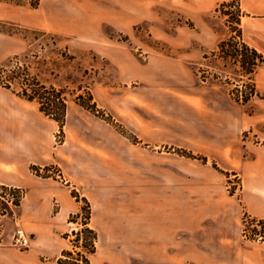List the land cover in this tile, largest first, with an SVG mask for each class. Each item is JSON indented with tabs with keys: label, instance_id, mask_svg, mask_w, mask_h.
I'll use <instances>...</instances> for the list:
<instances>
[{
	"label": "rangeland",
	"instance_id": "rangeland-1",
	"mask_svg": "<svg viewBox=\"0 0 264 264\" xmlns=\"http://www.w3.org/2000/svg\"><path fill=\"white\" fill-rule=\"evenodd\" d=\"M231 2L233 8L223 11L236 13L239 0ZM222 4L0 0V36L7 41L0 51V79L14 77L13 86L20 89L28 75L62 90L68 100L64 143L74 146L80 158L81 193L77 192L90 199L91 226L100 234L91 264H114L111 258H121L108 235L116 228L102 206L125 204L135 199L131 194L137 188L147 191L154 183L180 187L209 163L179 152L204 156L201 138L212 109L219 108V126L233 119L240 130L248 128L239 133L243 144H264L255 139L264 137V122L258 121L264 99L246 106L235 103L228 90L235 88L238 78L224 72L214 56L219 43L236 28L223 15ZM226 74L231 85L225 84ZM87 92L103 118L76 103L79 95L87 98ZM259 93L264 98V92ZM40 174L54 179L63 175L54 166ZM101 188L107 196L101 195ZM226 188L231 195L240 192L238 174L229 176ZM78 229L79 224L68 225L66 250H72V231ZM136 260L135 254L129 255L126 264Z\"/></svg>",
	"mask_w": 264,
	"mask_h": 264
},
{
	"label": "crops",
	"instance_id": "crops-1",
	"mask_svg": "<svg viewBox=\"0 0 264 264\" xmlns=\"http://www.w3.org/2000/svg\"><path fill=\"white\" fill-rule=\"evenodd\" d=\"M231 1L202 0V5ZM239 3L244 41L264 55V0ZM4 43L0 36V51ZM262 69L255 75L258 92H264ZM218 110L206 114L201 138L200 152L209 163L191 181L180 187L154 183L147 191L137 188L131 194L135 199L125 204L102 206L116 228L108 232L121 256L120 261L111 258L114 264H126L134 254L136 264H264V242L246 240L242 234L244 214L264 221V144H243L239 133L248 128L240 130L233 119L219 126ZM258 121L264 122V109ZM58 129L38 103L0 87V187L25 192L14 215L0 218V264H59L66 250L63 236L69 218L81 209L72 190L81 193L82 165L74 146L57 145ZM255 139L264 142L260 135ZM48 166L60 167L62 177L43 178L32 169ZM232 174L241 181L235 195L226 188ZM100 191L108 195L106 189ZM17 227L32 239L28 250L13 246Z\"/></svg>",
	"mask_w": 264,
	"mask_h": 264
},
{
	"label": "trees",
	"instance_id": "trees-1",
	"mask_svg": "<svg viewBox=\"0 0 264 264\" xmlns=\"http://www.w3.org/2000/svg\"><path fill=\"white\" fill-rule=\"evenodd\" d=\"M39 1L32 5L34 8H38ZM235 4L233 2L223 3L220 8L224 16H228V22L236 25L235 29H231L230 35L222 40L218 45V50L214 56L223 64V71L236 76L237 83H233L235 88L228 90L230 98L237 104L246 106L249 105L254 99H264L261 97L257 90L255 83V75L259 69L264 67V55L255 48L249 46L243 37L241 28V20L243 13L238 8L236 13L223 11L228 8H233ZM220 11V10H219ZM216 80L221 79L219 75H215ZM14 77H8L4 80L0 79V87L12 91L17 96L30 101L36 102L39 105L40 111L49 119L55 121L59 125V134L57 136V145L64 143V127L66 125V116L68 109V100L66 99L62 90H57L53 86H46L40 82L37 78H28L25 76V84L21 83L20 89L14 88ZM225 84L231 85L233 80L226 74ZM87 98L83 95L77 97L76 103L83 107L85 110L91 112L94 115L100 116L102 112L98 110L96 103H94L93 96L90 92H87ZM103 118V114L101 116ZM180 155L195 159L206 164L208 159L204 156L193 155L185 151L179 152ZM213 167L220 170L216 163H213ZM52 166L43 168L45 173H48ZM33 171L43 178H50L48 174L41 175L42 168L33 167ZM3 191L9 190L6 187H0ZM72 196L78 203H83L80 211L70 217L69 223L79 224L78 230L72 231L74 240L72 243V250H64L61 257L58 260L59 264H91L90 257L96 254L97 244L99 241L98 232L92 228L91 222L93 217L92 206L87 198L82 197L76 189L72 190ZM80 221V222H79ZM262 221V220H261ZM262 239L264 242V221H262ZM65 239H69L70 235L66 234Z\"/></svg>",
	"mask_w": 264,
	"mask_h": 264
},
{
	"label": "built area",
	"instance_id": "built-area-1",
	"mask_svg": "<svg viewBox=\"0 0 264 264\" xmlns=\"http://www.w3.org/2000/svg\"><path fill=\"white\" fill-rule=\"evenodd\" d=\"M25 192L23 190L9 188L7 191H3L0 188V218L14 215V211L20 205ZM263 224L261 220L253 218L249 215H245L242 221V234L244 239L261 241L262 239ZM0 228V232H1ZM31 237L28 236L21 227H17L13 236V246L25 251L31 246Z\"/></svg>",
	"mask_w": 264,
	"mask_h": 264
}]
</instances>
